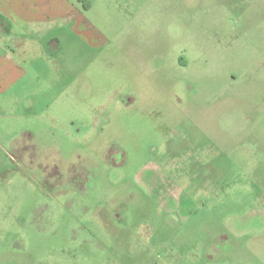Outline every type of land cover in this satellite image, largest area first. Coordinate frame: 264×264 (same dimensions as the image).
<instances>
[{"label": "rangeland", "instance_id": "1", "mask_svg": "<svg viewBox=\"0 0 264 264\" xmlns=\"http://www.w3.org/2000/svg\"><path fill=\"white\" fill-rule=\"evenodd\" d=\"M29 1L56 44L0 11V264H234L264 231V0Z\"/></svg>", "mask_w": 264, "mask_h": 264}, {"label": "crops", "instance_id": "2", "mask_svg": "<svg viewBox=\"0 0 264 264\" xmlns=\"http://www.w3.org/2000/svg\"><path fill=\"white\" fill-rule=\"evenodd\" d=\"M3 1L0 0V11L2 9L4 10H10L13 14H15L17 17H19L23 22L25 21L26 24H34V26H38V29H35L30 34V38L34 41L41 42L44 41L45 43L48 42L47 39L42 40L41 33L46 31L48 27L46 25H42V23H52L51 17L49 16L52 12V9L45 10L32 7V2L29 1L27 3H24L27 0H22L23 3H21V6L12 4H5L8 7H3ZM20 0H17L19 2ZM6 8V9H5ZM42 10V11H41ZM60 10V7L58 8ZM7 20V25L9 28V32H6L8 36H11L14 40L16 39V43L20 44V39L16 36V29L12 25V19L5 13L0 12V21ZM49 23V24H50ZM2 29H0L1 31ZM35 35V37H34ZM26 41V40H23ZM56 44L55 40H49L48 46L51 44ZM54 46V45H51ZM57 47V46H55ZM57 49V48H54ZM25 54H23L24 57ZM53 57L54 54L52 53ZM22 57V58H23ZM50 58V56H48ZM52 57V56H51ZM11 57L10 53L6 52L0 55V80H3V82H0V95L8 94L9 91L14 87L16 83H18L20 77L18 71L21 73L20 70L17 71L16 76H14L13 69L6 65V63H11ZM12 64V63H11ZM40 74V73H39ZM11 77H16L15 81L9 82L8 84H4V81H9ZM5 79V80H4ZM15 82V83H14ZM0 171H2V166L0 165ZM251 246H243L241 248L236 249L235 257H234V264H264V231L262 229L254 230L251 235ZM228 251H221V254H227Z\"/></svg>", "mask_w": 264, "mask_h": 264}]
</instances>
